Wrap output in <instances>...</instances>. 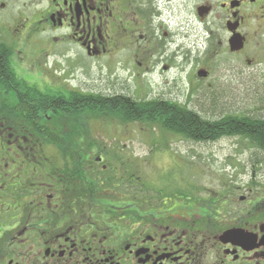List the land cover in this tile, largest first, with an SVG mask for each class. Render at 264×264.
Listing matches in <instances>:
<instances>
[{
    "label": "flooded vegetation",
    "instance_id": "flooded-vegetation-1",
    "mask_svg": "<svg viewBox=\"0 0 264 264\" xmlns=\"http://www.w3.org/2000/svg\"><path fill=\"white\" fill-rule=\"evenodd\" d=\"M254 22L264 0H0V264H264L258 184L197 190L127 149L120 122L149 101L187 127L214 53L258 64Z\"/></svg>",
    "mask_w": 264,
    "mask_h": 264
},
{
    "label": "rangeland",
    "instance_id": "rangeland-1",
    "mask_svg": "<svg viewBox=\"0 0 264 264\" xmlns=\"http://www.w3.org/2000/svg\"><path fill=\"white\" fill-rule=\"evenodd\" d=\"M247 32L250 40L254 41L249 56L255 58L258 64L250 67L242 58L240 60L228 54L214 53L215 62L212 65L214 68L210 79L205 81L200 91L193 90V104L203 116L211 117L212 112L215 113L213 119L224 112L264 116V29L259 28L257 22H254ZM205 49L204 45H199L197 56L202 57ZM223 64L235 65L238 69L244 67L247 76L234 73ZM126 73L122 72L121 76L125 78ZM97 76L93 74L91 77L94 79ZM149 77L144 79L150 80ZM128 80L132 82L131 78ZM208 82L211 83L210 87L206 85ZM228 102L232 103L230 106L232 109L225 108ZM220 104L224 107L221 108ZM206 112L210 114L207 115ZM121 127L126 134L127 149H132L137 156L145 158L149 155V150L152 151L156 156L154 164L159 172L169 174L172 172L179 178H185L197 190L208 187L215 191L228 187L236 197L244 195L247 198L253 193L248 187L251 186V182L257 183L264 179V155L256 153L257 149H250L249 142L236 138L238 136L223 139L218 144L193 145L185 141L181 135L159 131L157 127L140 121L127 123ZM195 152L199 156L196 157ZM147 168L145 165V172Z\"/></svg>",
    "mask_w": 264,
    "mask_h": 264
},
{
    "label": "trees",
    "instance_id": "trees-1",
    "mask_svg": "<svg viewBox=\"0 0 264 264\" xmlns=\"http://www.w3.org/2000/svg\"><path fill=\"white\" fill-rule=\"evenodd\" d=\"M149 105V101L136 102L133 107L130 104L123 103L122 111L124 112V116L120 122L127 124V122L140 121L151 127H157L159 131L181 135L183 138L189 139H204L207 137L212 138L235 134L242 139H246L249 142L250 149H257L256 153L264 155V116L259 117L252 116L251 114L224 112V114L222 113V115L220 114L216 119H213L215 117V113L213 114V112L211 113V117L203 116V113L196 115L188 113L187 119L185 118L188 126L181 128L179 123L177 124L174 120L172 123L166 121L167 117L165 115H158L155 118L150 116L147 111ZM206 114L209 115L210 113L206 112ZM255 184H258L259 191L263 193L264 183L257 181Z\"/></svg>",
    "mask_w": 264,
    "mask_h": 264
},
{
    "label": "water",
    "instance_id": "water-1",
    "mask_svg": "<svg viewBox=\"0 0 264 264\" xmlns=\"http://www.w3.org/2000/svg\"><path fill=\"white\" fill-rule=\"evenodd\" d=\"M244 36L240 33L233 32V35L229 39L230 49L231 50H239L243 46ZM200 75H204L202 71L199 73Z\"/></svg>",
    "mask_w": 264,
    "mask_h": 264
}]
</instances>
